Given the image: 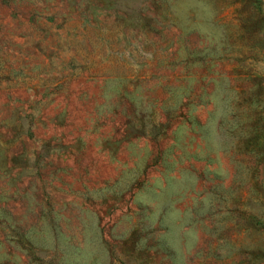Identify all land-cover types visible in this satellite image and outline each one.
I'll list each match as a JSON object with an SVG mask.
<instances>
[{
	"label": "rangeland",
	"instance_id": "obj_1",
	"mask_svg": "<svg viewBox=\"0 0 264 264\" xmlns=\"http://www.w3.org/2000/svg\"><path fill=\"white\" fill-rule=\"evenodd\" d=\"M0 264H264V0H0Z\"/></svg>",
	"mask_w": 264,
	"mask_h": 264
}]
</instances>
